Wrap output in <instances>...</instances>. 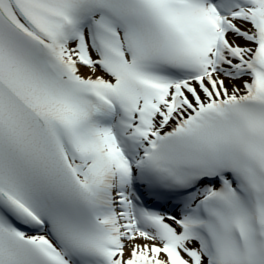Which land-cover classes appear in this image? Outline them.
Listing matches in <instances>:
<instances>
[{
    "label": "snow or ice",
    "instance_id": "1",
    "mask_svg": "<svg viewBox=\"0 0 264 264\" xmlns=\"http://www.w3.org/2000/svg\"><path fill=\"white\" fill-rule=\"evenodd\" d=\"M0 264H264V0H0Z\"/></svg>",
    "mask_w": 264,
    "mask_h": 264
}]
</instances>
